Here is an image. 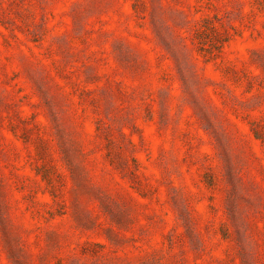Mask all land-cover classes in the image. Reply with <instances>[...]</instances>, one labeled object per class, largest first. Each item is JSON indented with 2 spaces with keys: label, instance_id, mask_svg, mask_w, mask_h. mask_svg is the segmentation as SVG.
I'll return each mask as SVG.
<instances>
[{
  "label": "rangeland",
  "instance_id": "obj_1",
  "mask_svg": "<svg viewBox=\"0 0 264 264\" xmlns=\"http://www.w3.org/2000/svg\"><path fill=\"white\" fill-rule=\"evenodd\" d=\"M0 264H264V0H0Z\"/></svg>",
  "mask_w": 264,
  "mask_h": 264
}]
</instances>
